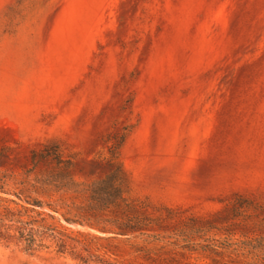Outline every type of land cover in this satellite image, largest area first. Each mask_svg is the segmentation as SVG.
I'll return each instance as SVG.
<instances>
[{
  "label": "rangeland",
  "instance_id": "rangeland-1",
  "mask_svg": "<svg viewBox=\"0 0 264 264\" xmlns=\"http://www.w3.org/2000/svg\"><path fill=\"white\" fill-rule=\"evenodd\" d=\"M116 147L141 233L66 220ZM0 186L54 229L0 264H264V0H0Z\"/></svg>",
  "mask_w": 264,
  "mask_h": 264
},
{
  "label": "trees",
  "instance_id": "trees-1",
  "mask_svg": "<svg viewBox=\"0 0 264 264\" xmlns=\"http://www.w3.org/2000/svg\"><path fill=\"white\" fill-rule=\"evenodd\" d=\"M51 146L45 145L40 150L31 151V166L26 171H36L40 162L45 161L48 165L57 159V164L60 166L58 169H48L37 171L35 174L36 182L45 179L46 184L55 182V178L60 175L61 179L64 180L63 184H60L61 188H70L69 185H73L74 181L71 178L69 170V161L60 158V153L57 148L52 149ZM56 147V145H55ZM113 151L114 161L112 168L102 179L88 186L90 190L88 203L85 205L74 206L76 212L74 213L75 219L66 217L67 221L75 222H87L92 220L91 218H97L98 215H87V209H94L96 212H103L115 209V214L112 220H109L112 228H114L118 234L130 235L135 232L141 233L145 228L150 226L153 219L147 216H142L141 213L132 212L136 210V206L128 202L127 197L124 196L126 192L127 178L120 165L116 160L118 157L117 149ZM68 186V188H67ZM2 188V186H0ZM20 192L19 194H21ZM28 198V197H26ZM30 208L20 205L19 210H14L6 201L0 198V239L6 241H17L24 244L28 250H33L38 246H41L42 236L46 235L48 231L54 229L50 226H46L43 223L37 225L34 228V224L37 222L28 212H33V207L41 206V202L35 199H25ZM70 212V211H68ZM29 218V219H28ZM100 219L98 222H100ZM39 229L41 231L39 232ZM41 237V238H39Z\"/></svg>",
  "mask_w": 264,
  "mask_h": 264
}]
</instances>
